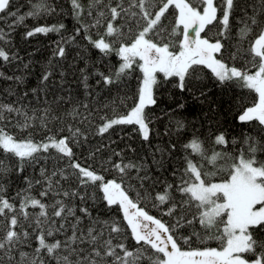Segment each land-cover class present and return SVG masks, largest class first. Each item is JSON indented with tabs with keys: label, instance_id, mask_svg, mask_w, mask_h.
<instances>
[{
	"label": "snow or ice",
	"instance_id": "obj_1",
	"mask_svg": "<svg viewBox=\"0 0 264 264\" xmlns=\"http://www.w3.org/2000/svg\"><path fill=\"white\" fill-rule=\"evenodd\" d=\"M54 2L29 0L30 10L20 14L11 10L12 0H0V14H3L0 20L4 16L13 18L8 31L0 28V80L12 82L6 92L16 97L0 100V153L3 154L0 156V264H264V160L257 158L258 153L264 152V142L258 137L245 134L243 144L247 148L238 154L215 148L208 150L202 140L193 137L183 145L185 155L172 170L174 182H165L159 193L137 192L133 199L124 184V176L131 169L139 172L142 165L116 162L110 157L106 164L120 174L117 182L106 180L90 165L84 166L75 159L73 147L89 143V133L83 126L91 127L96 111L93 105L80 102L77 106L71 97L67 101L54 98L49 103L48 81L54 74L51 70L44 71L37 87L23 92L15 90L25 83L24 77L15 73L7 75L2 70L4 64L21 60L8 48L11 31L26 17L55 14ZM69 3L76 27L71 37H62L56 43L53 59L64 58L63 44L82 35L102 56L115 53L122 61L112 74L96 73L105 85L119 81L133 65L141 73L132 106L101 117L95 134L103 135L118 125H135L147 141L153 116L146 110L157 105L156 89L161 86L157 74H162L164 82L176 78L174 87L183 92L187 81L198 78L202 69L209 70L222 85L234 82L255 94L250 103L241 99L238 120L242 124L255 121L264 133V0H247L239 5L243 26L238 32L235 51L226 48L223 41L230 35V18L238 7L237 0H87V4L84 0H69ZM217 25L219 30L213 36H201L206 29L211 32ZM64 28L62 23L36 26L26 31L25 38L60 33ZM110 37L113 39L109 40ZM241 57L245 61L243 68L235 66ZM27 67L25 64L24 68ZM60 75L63 79L64 73ZM87 80L88 76L83 75L86 89ZM41 92L45 93L42 101ZM29 95L39 103L33 106L28 101ZM66 102L72 108H65L61 115L59 105ZM177 108L183 109L184 104H177ZM6 123L21 130L40 128L45 135L39 142L17 140L5 130ZM175 127L179 132L184 122L175 121ZM236 142L235 138L231 141ZM213 144L227 147L229 140L221 132ZM102 148L98 145L90 150L89 158L95 159ZM50 149H55L57 160L66 158V165H56L51 171L42 166L39 177H24L26 187L18 190L15 197L6 196L11 173H23L25 166L38 164L44 158L41 154L49 153L51 158ZM176 150L173 143L168 152ZM192 154L199 156L200 161H195ZM154 162L164 167L163 158ZM205 164L215 170H208ZM101 167L108 170L103 160ZM217 176L221 178L214 182ZM137 179L143 185L149 177L145 172ZM65 183H69L70 190L65 189ZM37 186L39 190L33 195ZM89 186L102 194L98 199L105 208L116 206L120 219L93 216L87 206L72 203L79 200L81 205H86L89 198L96 199L88 193ZM148 196L152 197V207L163 206L162 215L170 217V222L150 214L143 204ZM29 208H38L39 212L30 213ZM22 221L28 222L27 226ZM185 227L191 228V233L179 235ZM129 239L132 244L127 242ZM32 240L36 241L35 247ZM213 240L218 242V248L207 246ZM180 241L187 247H182ZM194 243L199 246L193 247Z\"/></svg>",
	"mask_w": 264,
	"mask_h": 264
},
{
	"label": "trees",
	"instance_id": "obj_2",
	"mask_svg": "<svg viewBox=\"0 0 264 264\" xmlns=\"http://www.w3.org/2000/svg\"><path fill=\"white\" fill-rule=\"evenodd\" d=\"M38 3L39 0H36ZM247 0H237L238 7L230 18V35L223 42L225 47L230 51H235V46L239 39L238 32L242 27L241 18L243 13L240 10L239 5H243ZM87 4V0H84ZM57 7L55 14H44L37 17H26L22 24L16 25L15 30L11 31V44L8 45L10 51L15 52L21 58L20 61H14L12 64H4L2 70L7 75H20L24 77L25 83L16 87L17 92L29 91L31 88L37 87L40 82V77L45 70L53 71V75L48 81V95L47 101L51 103L54 98H64L65 101L71 97L77 106L80 102L90 103L94 106L96 111L93 117L96 115V120L88 127L84 125L89 133V143H84L83 146L76 145L73 147L75 153V159L78 161L77 155H82L92 165L91 168L95 169L98 173L104 175L106 180L116 179L120 182L121 176L110 166L106 164V161L111 157L113 161L119 162L123 160L124 163H134L138 166L142 165V169L138 172L137 169H131L124 176V184L128 187L130 196L135 199L136 193L140 192L144 195L148 193H159L163 191V184L173 183L172 170L174 167L179 166L180 160L184 153L183 139L188 134H196L208 140L210 138L215 139V136L221 132L226 134V139L229 140L227 147L216 146V151H226L232 154H238V152L247 145L243 144V136L249 134L258 137L261 142H264V133L260 132L257 128L256 122L241 123L238 121V115L240 114L241 104L240 101L244 98L247 102H251L254 93H249L246 89H241L234 82H228L226 84H220L207 69H202L197 75L198 78H192L187 81V89L183 92L179 88L174 87L176 78H171L169 81L164 82L162 74L158 77L161 81V86L156 89V95L158 103L146 111L153 116L152 123L150 124L149 139L145 141L141 134L136 130L135 125H118L103 135L95 134V128L99 126L101 117L106 115H112L113 111H126L133 103V98L138 87V81L141 76L139 69L133 65V69L127 70L128 74L123 76L119 81L113 84L105 85L97 72H102L105 75H109L118 70L120 65V59L112 53L109 56H102L99 50L91 47L88 42L83 39V36H79L75 41H70L67 44H63L65 47V57L53 59V50L56 47V43L61 41V38H69L73 35L76 20L71 15V5L69 0H55L54 5ZM12 11H19L20 14L27 13L29 9V0H12ZM251 12V9H249ZM3 15V14H0ZM173 17H169V20ZM13 23V18L10 16H4L3 20H0V28H4L8 31V25ZM64 24L65 28L60 33L50 32L47 35L36 34L33 37L25 38V33L36 26L41 25H54ZM219 30V25L213 27L211 32L208 29L205 33H201V36H213ZM95 37V34H94ZM113 38H109L112 40ZM246 47V43L244 45ZM52 62V68H49V62ZM229 63H233L229 61ZM27 64L28 67L24 68ZM235 66L243 68L245 66L244 58L241 57L235 61ZM83 70V74L82 71ZM63 72V79L60 73ZM83 75L88 76L87 84L88 88L84 87ZM98 81H101L98 83ZM12 84L11 81L0 80V100H14L15 96L7 95V88ZM201 92L204 95H201ZM45 93H40V100H44ZM121 100L124 103H121ZM28 101L34 106L39 103L33 96L29 95ZM115 102V104H113ZM184 104V108H177V104ZM55 107V105H54ZM60 114L63 115L65 108L71 109V103H63L59 105ZM83 111V109H80ZM182 120L184 122V128L179 132L175 127V121ZM61 124L63 121L60 122ZM58 127V125H57ZM5 130L14 136L17 140L32 139L35 142H39L45 135L44 130L40 128H31L21 130L13 124L5 125ZM53 132L56 131V127H53ZM67 134V133H65ZM236 139V143L232 144V139ZM175 143L177 150L169 154L168 149L171 144ZM103 146L101 153H98L95 159L89 158V151L96 146ZM204 147L208 150L210 146L204 144ZM51 158L49 153L41 154L44 158L40 160L38 164L33 167L25 166L23 173L12 172L8 177L7 192L8 197H15L18 190L24 189L26 183L24 177H39L40 168L42 166L47 167L50 171L56 165L64 167L66 165V158L56 159L57 153L55 149H50ZM113 152H119L120 156H113ZM3 154L0 153V156ZM194 159L200 158L199 156L192 154ZM163 158L164 167L160 168L154 161H159ZM259 160H264L257 156ZM101 160L105 162V167L108 170H104L101 167ZM208 170L214 171L215 169L205 164ZM147 173L149 179H146L141 185V182L137 179L138 175ZM223 175V174H221ZM221 176L214 178V182L219 181ZM66 190H70L69 183L64 185ZM74 187V185H73ZM39 190L38 186L33 190V195ZM158 190V192H156ZM83 191V190H81ZM90 196L97 197L96 199L89 198L86 205L91 211L93 216H99L103 219H120L121 215L116 210V206L111 209L105 208L99 201L98 197L102 195L96 192L93 186H89L87 189ZM177 199L179 196L177 194ZM152 197L148 196L144 200L143 204L147 205L150 214L162 218L165 221L171 220L168 216L162 215L161 207H152ZM46 202V201H45ZM17 201V205H18ZM27 226L28 222L22 221ZM198 227V226H197ZM31 231V229H29ZM192 231L191 228H183L178 233L179 235H188ZM52 238H49L51 242ZM132 244L133 241L129 239L127 241ZM32 247L36 246V241L32 240ZM182 247L187 246L180 241ZM193 247H198V243H194ZM209 247H219L217 241H209ZM25 251H31L29 248H25Z\"/></svg>",
	"mask_w": 264,
	"mask_h": 264
},
{
	"label": "bare ground",
	"instance_id": "obj_3",
	"mask_svg": "<svg viewBox=\"0 0 264 264\" xmlns=\"http://www.w3.org/2000/svg\"><path fill=\"white\" fill-rule=\"evenodd\" d=\"M95 38V37H94ZM238 119V118H237ZM239 121V120H238ZM193 137H198L200 140H202L204 142V144L210 146V149L212 150L213 148H215V150H217L216 146L213 144V138H210L208 140H203V138H201L200 136L196 135V134H188L186 136V138L183 139V143H187L188 141H190ZM257 156H259L261 159L264 158V152H260L257 154ZM78 157V162H80L82 165L84 166H89V165H92L90 162H88V160L86 158H84L82 155H77ZM194 159V158H193ZM195 161L199 162L200 161V158L198 159H194ZM158 192V190L156 191ZM46 203H50L49 200H45ZM73 204H75L76 206H83L81 205L80 201L79 200H73L72 201ZM28 211L30 213H38L39 212V209H32V208H29Z\"/></svg>",
	"mask_w": 264,
	"mask_h": 264
},
{
	"label": "rangeland",
	"instance_id": "obj_4",
	"mask_svg": "<svg viewBox=\"0 0 264 264\" xmlns=\"http://www.w3.org/2000/svg\"><path fill=\"white\" fill-rule=\"evenodd\" d=\"M193 35H194V33H193ZM120 63H122V61H121ZM157 75H158V77L161 76L160 74H157ZM93 115H94V114H93ZM96 117H97L96 115L93 117V120H94V121L96 120V119H95ZM94 121L91 122V125H92V123H93ZM88 127H89V126H88ZM136 127H137V126H136ZM217 182H218V181H217Z\"/></svg>",
	"mask_w": 264,
	"mask_h": 264
}]
</instances>
